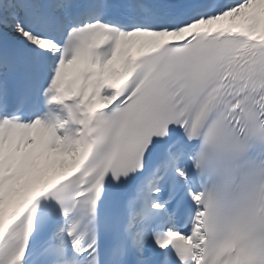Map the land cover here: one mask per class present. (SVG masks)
<instances>
[{"label":"snow or ice","instance_id":"6c2138e0","mask_svg":"<svg viewBox=\"0 0 264 264\" xmlns=\"http://www.w3.org/2000/svg\"><path fill=\"white\" fill-rule=\"evenodd\" d=\"M0 264H264V0H0Z\"/></svg>","mask_w":264,"mask_h":264},{"label":"bare ground","instance_id":"6f19581e","mask_svg":"<svg viewBox=\"0 0 264 264\" xmlns=\"http://www.w3.org/2000/svg\"><path fill=\"white\" fill-rule=\"evenodd\" d=\"M230 19H231V18H224L223 21H229ZM235 20L238 21V22H240L241 24H245V23H246V22L243 20V18H241V17H237V18H235ZM213 23H215V22H213ZM213 23H212V24H213ZM129 45H134V47L129 46ZM129 45H127V51H126V54H137V53H139V52L142 51V50H146V48H147V45H145V46L142 48L141 45H140V41H139L137 38H133V41H132ZM75 67H77V66H70V67H69L68 75H67L65 78H67V77H69V76L71 75V72L74 70ZM54 168H55V170H56L57 172L60 171V167H59L58 164L55 165ZM51 174H52V170H51V168H50L49 171H48L47 173L44 174V178H50ZM30 186H31V184H30Z\"/></svg>","mask_w":264,"mask_h":264}]
</instances>
